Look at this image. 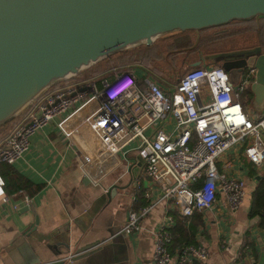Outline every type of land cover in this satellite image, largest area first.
Wrapping results in <instances>:
<instances>
[{
  "label": "built area",
  "instance_id": "2783aa9c",
  "mask_svg": "<svg viewBox=\"0 0 264 264\" xmlns=\"http://www.w3.org/2000/svg\"><path fill=\"white\" fill-rule=\"evenodd\" d=\"M256 71L251 65L233 83L222 68L199 66L186 71L169 88L135 70L111 67L98 84L90 78L66 83L46 91L16 117L7 134H0V166L13 164L28 150L33 133L67 112L57 123L64 136L70 138L85 127L99 142L95 158L83 157L85 172L105 155L118 162L119 153L134 144L142 172L161 193L160 199L171 200L181 215L210 208L218 194L236 211L244 199L245 185L235 175V157H243L255 168L264 161V113L249 115L240 102ZM94 103L93 109L80 115ZM78 116L79 121L71 124ZM231 150L234 156L226 157ZM136 190H142L139 180ZM24 201L29 204L31 199ZM9 202L0 173V207ZM154 204L131 206L122 231L140 232ZM173 222L166 214L154 234L153 264H206L208 250L202 244L169 251Z\"/></svg>",
  "mask_w": 264,
  "mask_h": 264
},
{
  "label": "crops",
  "instance_id": "0c3cea01",
  "mask_svg": "<svg viewBox=\"0 0 264 264\" xmlns=\"http://www.w3.org/2000/svg\"><path fill=\"white\" fill-rule=\"evenodd\" d=\"M69 82L75 81L65 79L49 90ZM95 106L94 103L92 108H85L80 115ZM257 110L258 115L264 113V106ZM247 113L255 114L248 110ZM66 114L54 117L33 133L28 150L13 164L0 166L10 200L0 207V264H19L16 257L22 251L32 260L48 262L53 258V247L66 234L78 237L86 233L85 243L106 236L107 228H119L111 245L64 264H153L154 234L166 214L177 206L171 200L160 199L161 193L142 172L132 149L134 144L119 153L118 162L105 155L101 161L94 160L85 172L83 157L89 154L95 158L99 142L85 127L70 138L64 136L57 123ZM79 119L74 117L71 124L75 125ZM16 122L17 119L13 126ZM225 156L232 158L233 151ZM235 168L238 170L235 175L245 185L239 209L231 210L222 194H218L210 208L199 211L201 225L195 240L208 250L206 264H264V226L259 217H248L252 192L264 174V161L258 168L253 167L252 172L235 157ZM138 180L142 182L139 191ZM22 184L28 191L25 195L21 192ZM25 197L31 199L29 204L25 203ZM151 202L155 204L144 218L142 230L123 232L129 208ZM258 205L264 212V196Z\"/></svg>",
  "mask_w": 264,
  "mask_h": 264
},
{
  "label": "water",
  "instance_id": "95a60500",
  "mask_svg": "<svg viewBox=\"0 0 264 264\" xmlns=\"http://www.w3.org/2000/svg\"><path fill=\"white\" fill-rule=\"evenodd\" d=\"M258 17H264V0H0V126L51 87L113 54L149 46L174 31L199 32ZM243 52L213 57L233 58ZM254 56L257 71L250 90L255 106L262 108L264 54ZM240 74L236 69L229 77L236 83ZM118 230L107 228L106 236L85 243L86 233H68L53 247L48 262L32 260L23 251L16 260L64 264L86 258L111 245Z\"/></svg>",
  "mask_w": 264,
  "mask_h": 264
},
{
  "label": "flooded vegetation",
  "instance_id": "af4514ba",
  "mask_svg": "<svg viewBox=\"0 0 264 264\" xmlns=\"http://www.w3.org/2000/svg\"><path fill=\"white\" fill-rule=\"evenodd\" d=\"M179 33L177 36H171L170 40L164 44L163 50L159 48L155 54L149 53L147 50L154 44V42L147 46L145 44L138 45L136 47L124 50L128 54L127 57L132 55V58L146 59L149 62H154L160 55L166 56L170 67L173 69L176 78L178 80L182 73L195 64L199 66L204 65H216L222 68L225 72H230L240 69L241 72H245L249 66L253 63L254 55L257 57L264 54L262 47L257 49L259 45H250L244 47H215L216 43L227 38V34L224 30H217L214 32L212 38L200 36L196 31H184L174 32ZM198 33V34H197ZM129 50V51H128ZM122 51V52H124ZM236 51H247L238 54L237 56L230 57H216L215 54H222ZM257 52V53H256ZM259 52V53H258ZM119 53V52H118ZM175 53V54H174Z\"/></svg>",
  "mask_w": 264,
  "mask_h": 264
},
{
  "label": "rangeland",
  "instance_id": "374dc122",
  "mask_svg": "<svg viewBox=\"0 0 264 264\" xmlns=\"http://www.w3.org/2000/svg\"><path fill=\"white\" fill-rule=\"evenodd\" d=\"M217 30H224V32L227 33L228 36L224 40L222 39L221 41L217 42L215 47L221 46L223 48H226V47H237V48H239V47H244V46H250V45L252 46V45L262 44L261 47L264 50V19H256L255 18V19H253L251 21H247V22H232V23H229V24L222 26V27L209 28V29L199 31V35L204 36V37H208V38H212L214 32H216ZM174 32H171V33L157 37L154 40V44L147 51L149 53L155 54L157 49L159 50V48H160L161 50H163L164 44L170 40L171 36L173 37V36L179 35V33H174ZM121 53H122V51H121ZM124 53H126V51H124ZM120 55H122V57L117 56L118 59L114 58V60H111L110 65L105 70H104L103 66H101L102 68L100 66H98L100 64L99 63L100 61L97 62L99 64L96 63L97 65L93 64V65L89 66L90 68L89 67H87V68L90 69L91 73L96 72V70H99V72L101 70H104L105 72L102 71L99 74H102L103 72L106 74L109 71V68L113 65H115V66L121 65L123 68H125L127 66H133L139 72H142V74L145 73L146 76H148L154 82L159 83V84L164 85V86H168L169 88H173L175 85L174 83L177 82L176 75H175L173 69L170 67V64L168 63V60L166 57L169 55H161L159 60L157 61V63L156 62L155 63L149 62L148 60L141 59V58L128 59V58H125L123 56V54H120ZM252 66H255L254 62L252 63ZM249 67L247 68V70L249 69ZM105 68H106V66H105ZM84 69H86V68H84ZM189 69L190 68L186 69L185 71H187ZM184 72L182 74H184ZM181 76H179V78ZM93 78H96V76ZM93 78H90V79H93ZM59 83H61V82H59ZM240 102L242 103V105L244 107V112H247V110H248V111H251L252 114H253V112L255 113V114H253V116L258 115L257 114L258 110H257V107L255 106L253 100L248 98L246 95L241 94L240 95ZM239 158H240L241 163L245 167V169H248V170L253 172V166L248 164L243 157H239Z\"/></svg>",
  "mask_w": 264,
  "mask_h": 264
},
{
  "label": "trees",
  "instance_id": "16d2710c",
  "mask_svg": "<svg viewBox=\"0 0 264 264\" xmlns=\"http://www.w3.org/2000/svg\"><path fill=\"white\" fill-rule=\"evenodd\" d=\"M256 19H264V17H258ZM251 20H253V19H251ZM251 20H248V21H251ZM233 22H247V21H233ZM230 23H232V22H230ZM224 35L227 36L228 34H224ZM261 46H262V44H260L258 47H261ZM120 54H123V56L125 58L132 59L131 54H130V58H129V57H127V55H128L127 53L119 52V53L113 54L107 58H104L103 60H101L99 62L100 64L99 63H97V64H99L98 66H100V67L103 66V68L105 70L110 65L111 60H114V58H117V56L122 57V55H120ZM160 56L158 58H156V60H154L153 63H155V62L157 63ZM97 64H95V65H97ZM105 66H106V68H105ZM111 67H117L119 71H124V70H135V71H137V69L134 68L133 66H127V67L123 68L121 65H118V66L113 65ZM196 67H199V66H196ZM89 68L83 69L77 75L68 78V81H80V80H83L86 78H93L96 76V78H93V79L98 84L99 78L102 75H106L104 73L105 72L104 70L100 71V72L104 71L102 74H99L100 73L99 70H96V72L91 73ZM192 68H194V67H191L190 69H192ZM137 73H140V72L137 71ZM141 82L142 81H140L139 84H141ZM242 94L246 95L251 100L253 99V94L250 90V86H248L247 89ZM16 119L17 118H15V120ZM15 120L13 119L12 121L0 126V133H2L3 135L7 134L10 131V129L12 128ZM4 182H5V187H6L7 182H6L5 178H4ZM5 191H6V189H5ZM26 191H27L26 187L22 184L21 185V192L24 194V193L28 192V191L27 192ZM263 196H264V174L262 176H260V179L257 181V184H256V186L252 192L251 204H250V208H249V212H248L249 218L259 217L261 220L262 226H264V212H263L262 208L258 205V203ZM200 213L201 212H199V211H194L191 216H183L179 213L178 209L169 213L173 217V221H174L172 226L169 228V234L171 236V243L169 244V251L171 253H174L178 249L183 248L187 245L197 243L195 240V237H196L197 231L199 229V226L201 225V214Z\"/></svg>",
  "mask_w": 264,
  "mask_h": 264
}]
</instances>
